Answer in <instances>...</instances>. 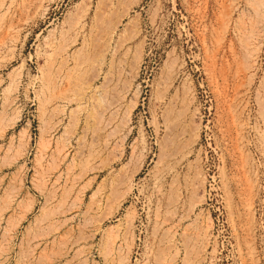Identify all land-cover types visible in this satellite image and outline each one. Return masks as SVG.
<instances>
[{"label": "rangeland", "instance_id": "1", "mask_svg": "<svg viewBox=\"0 0 264 264\" xmlns=\"http://www.w3.org/2000/svg\"><path fill=\"white\" fill-rule=\"evenodd\" d=\"M0 264H264V0H0Z\"/></svg>", "mask_w": 264, "mask_h": 264}, {"label": "bare ground", "instance_id": "2", "mask_svg": "<svg viewBox=\"0 0 264 264\" xmlns=\"http://www.w3.org/2000/svg\"><path fill=\"white\" fill-rule=\"evenodd\" d=\"M48 85V84H47ZM59 152V151H58Z\"/></svg>", "mask_w": 264, "mask_h": 264}]
</instances>
